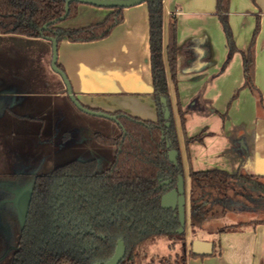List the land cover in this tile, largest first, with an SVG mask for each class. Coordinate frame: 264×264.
I'll use <instances>...</instances> for the list:
<instances>
[{
	"label": "crops",
	"instance_id": "1",
	"mask_svg": "<svg viewBox=\"0 0 264 264\" xmlns=\"http://www.w3.org/2000/svg\"><path fill=\"white\" fill-rule=\"evenodd\" d=\"M215 8L216 0L162 2L163 55L169 39V24L172 20L176 23V88L166 68L172 111L176 110L178 100L184 111L186 138L204 134L201 142L187 146L184 142L187 160H182L178 153L182 176L187 165L189 171L220 170L257 176L264 182V0H228V21L237 52L225 67L228 49ZM110 12L78 5L75 17L58 26L87 27L103 21ZM257 20L259 29L253 42L252 75L255 92H252L244 87L241 52L250 46ZM4 37L19 38L0 35V42ZM57 64L62 66L74 96L83 106L156 121L145 3L124 9L122 23L104 39L86 43L60 41ZM55 81L51 96L53 107L45 108L46 112L66 106L61 102L66 97L64 84L58 77ZM8 83V79L0 77V108L11 113ZM31 83L35 85L34 81ZM6 98L9 100L5 101ZM24 103L21 99L13 106L20 108ZM29 107L33 111L39 104L33 99ZM242 213L237 211L226 216L239 219ZM256 220L249 218L248 225L233 230L222 229L206 232L202 238L191 237L190 250L193 240L211 243L212 250L209 255L189 258L186 264H264V223H253Z\"/></svg>",
	"mask_w": 264,
	"mask_h": 264
},
{
	"label": "trees",
	"instance_id": "2",
	"mask_svg": "<svg viewBox=\"0 0 264 264\" xmlns=\"http://www.w3.org/2000/svg\"><path fill=\"white\" fill-rule=\"evenodd\" d=\"M162 2L146 0L149 26L150 71L152 96L156 108V122L131 118L122 113L118 116L121 132L117 138H102L107 145L116 148L112 163L104 172H96L94 160L66 162L53 171L52 175L38 178L32 191V204L23 230L18 229L16 248L11 253L9 264H29L34 254L39 252L40 236L49 224L53 212V201L59 188L72 184L73 192L85 202L86 214L96 216L97 232L105 234L106 241H95L98 252L110 255L115 241L122 238L127 255L121 264H137L135 249L142 243L154 239H175L183 241L184 234L176 230L179 222L170 211L160 208L162 190L158 187L159 178L170 174L182 175V167L177 157V166L168 162L166 144L179 153L177 128L168 94L166 68L171 83L176 88V23L169 24V39L163 55L162 45ZM228 0H216L215 13L224 33L228 49L223 67L237 52L228 21ZM77 3H71L66 19L75 17ZM65 0H0V35H16L30 39L56 38L71 43H86L106 38L123 21V10L112 9L105 19L87 27L70 29L51 23L40 34L41 28L63 16ZM257 20L252 41L247 50L241 52L244 68V87L255 92L253 86V42L258 33ZM164 56V57H163ZM57 67L63 71L62 66ZM64 72V71H63ZM234 94L233 98L236 97ZM161 98L166 99L170 112L165 127ZM178 123L184 134V111L176 102ZM203 133L186 138V146L191 142H201ZM97 138H100L99 136ZM163 138V140H162ZM189 224L192 230L200 229L210 220L224 218L237 211H264V182L253 175L228 174L220 170L189 172ZM105 214V225L99 226L100 215ZM264 223L256 220L253 223ZM167 225L168 228H165ZM19 228V225H18ZM235 229V228H228ZM68 238L59 239L49 247L55 248L53 255L41 251L40 264H84L81 255L72 252ZM2 244V243H1ZM0 244V246H1ZM36 249L38 251H36ZM2 250V249H1ZM56 253V254H55ZM1 256V255H0ZM38 256V255H37ZM96 255H92L91 258ZM191 250L183 251L173 261L160 264H186L189 258H196ZM90 264V263H86Z\"/></svg>",
	"mask_w": 264,
	"mask_h": 264
},
{
	"label": "rangeland",
	"instance_id": "3",
	"mask_svg": "<svg viewBox=\"0 0 264 264\" xmlns=\"http://www.w3.org/2000/svg\"><path fill=\"white\" fill-rule=\"evenodd\" d=\"M11 38L4 37L0 42V77L9 80L7 86L9 88L6 90L11 92L12 103L11 113L0 108V180L4 177L45 174L53 167L71 159L93 158L98 163V171L105 170L110 165L114 148L96 142L94 134L100 133V129H97L95 124L99 122H106L111 126L114 124L80 112L67 97L61 101L66 105L65 107H55V111L51 108L53 112H46L45 108L49 107L47 108L49 110L50 105L53 107L54 99L51 96L54 95L55 78H60L50 67L51 43L43 38L28 41H22L21 36L17 39ZM41 68H43L42 71H40ZM32 81L35 85H32ZM21 99L25 102L23 107L13 106ZM33 99L37 101L39 107L32 111L29 105ZM8 100L6 98L5 101ZM57 113L59 115L54 118L53 115ZM173 115L177 128L179 154L185 161L187 160L185 137L178 123L175 109ZM52 131L54 133L51 135L52 141L49 139L48 142L46 136ZM112 131L115 129L113 128ZM109 132L107 134L111 135ZM116 135L117 130L113 136ZM189 172V167L186 165L183 174L185 196L183 241L175 239L169 241L164 238L145 241L136 249L137 264H160L167 260L173 261L184 250H189L191 237L202 238L206 232L243 227L248 225L249 218L264 220V211H240L244 213L239 219L229 215L224 219L207 221L200 229L192 230L189 224ZM5 187L6 185L2 186L1 183V188ZM11 190V199L20 222V200L23 197L26 199L27 194L23 192L27 190L22 192L19 187ZM3 194L4 192H0V200L6 199ZM67 209L60 206L44 236L46 239L66 235L74 224L81 225L82 219L79 216L78 219L73 218L70 210ZM12 216H15L14 212ZM13 227L16 232L17 227L15 225ZM1 264H5V261Z\"/></svg>",
	"mask_w": 264,
	"mask_h": 264
},
{
	"label": "flooded vegetation",
	"instance_id": "4",
	"mask_svg": "<svg viewBox=\"0 0 264 264\" xmlns=\"http://www.w3.org/2000/svg\"><path fill=\"white\" fill-rule=\"evenodd\" d=\"M50 67H51V60H50ZM64 88H65V86H64ZM65 95L69 99V97L67 96V93H66V89H65ZM69 101H70V99H69ZM72 105H73V103H72ZM84 107H86V106H84ZM86 108L91 109L89 107H86ZM92 110H96V109H92ZM96 111H100V110H96ZM101 112H103V111H101ZM105 113H107V112H105ZM114 113H122V112L108 113V114L113 115L117 118V122L107 120V121L112 122L114 124V126H111L110 124H108L106 122H99V123H97V125L95 124L97 129L98 128L100 129L99 130L100 133L94 134V139L96 140L97 143L105 145V146H111V145H107L106 143H104L102 138L113 139V138H117L119 136V134L121 132L120 131L121 127H120V123L118 120V116L114 115ZM122 114H125V113H122ZM125 115H127V114H125ZM129 117H131V116H129ZM156 117H157V114H156ZM131 118H133V117H131ZM100 119H102V118H100ZM104 120H106V119H104ZM166 122H168V121H165V123ZM113 128L115 129V131L117 130L116 136H113V134L115 133V131H112ZM108 131H110V132L112 131L111 135L107 134ZM52 134H54L53 131L50 135L46 136V139L48 140V142H49V139H50V141H52L51 140ZM98 136L100 138H97ZM162 140H163V138H162ZM167 144H169V143H167ZM167 144H166V147H167ZM112 147L114 148V153H113V157H114L116 148L114 146H112ZM169 150H171L170 144H169L168 151ZM113 157L111 159L110 165L112 163ZM177 157H178V153H177ZM177 157H176V161H177ZM72 160H79V159H71L69 161H72ZM88 160H94L95 161L96 172H104L106 169H108L110 167V165H109L105 170L98 171V163H97L96 159L90 158V159L79 160V161H88ZM69 161H67V162H69ZM64 163H66V162H64ZM64 163H62V164H64ZM62 164H59V165L53 167L50 171H48L45 174L19 175V176H12L10 178L4 177V179L0 180V192H4L3 195L6 196V199L0 200V244L2 243L0 246V255H1L0 256V264L3 261H5V264H9V262L11 260V253L16 248L15 244H16L18 237L20 236L18 229L23 230V227H24V225L28 219L30 206L33 202L32 201V191H33L34 183L40 177L52 175L55 168H57L58 166H60ZM176 166H177V163H176ZM172 172H173L172 170H169L170 174L165 175L162 178H159L158 187L163 191L162 195H164V194L170 192L172 189L176 188L177 176H179L180 174H176L175 178H172L171 177ZM180 176H182V175H180ZM182 178H183V176H182ZM1 183H2V186L6 185L5 188H7V190H5V188H1ZM18 187L22 189V192L27 190L26 192H23V193L27 194L26 199H24V197H23L20 200V210H21V211L19 210L21 213V221L20 222L17 219V213H16L15 208H14V202L11 199V195H10V192L12 191L11 189L12 188L17 189ZM23 195H25V194H23ZM51 205H53V212H52V215L50 217V221H49L48 226L46 227V229L44 230V232L40 236V246H38L39 252L34 254V258L30 261L29 264H40L39 263V261H40L39 257L41 255V251H49V254L53 255L55 252V248L49 247V245H52L57 240L64 239V238L69 239V241H70V243L68 244L69 249L72 252H75L76 254L81 255L83 258L84 264H86V263L105 264L112 257V255L115 251V248H116V244L119 240H121L124 244L125 257H126V255H127L126 245H125L122 238H118L115 241L114 248H113V250L109 256L106 255L105 252H101V251L98 252V247H97L95 241L98 240L100 242H105L107 237L105 236V234H102L101 232H97L96 226H98V225L96 223V218H95L96 216H89L86 214L85 209L88 206V203L85 202V200H83L79 195H76L73 192V185L72 184L63 185L62 188H59L56 195H55V200L53 201V204H51ZM61 205H62V207L68 208L67 210H70V215L73 218L78 219V216H79L80 219H82L81 225L74 224L71 228H69V231L66 235H61V236H57V237L55 236L54 238L46 239L44 236H45L46 232H48V228L51 226L52 221L54 219V216L57 214L58 209L60 208ZM164 210L170 211L172 213V216L177 219V217H176L177 208H175L174 210H172V209H164ZM13 212H14L15 216H12ZM107 219L108 218H106V215L101 213L100 218L98 219L99 220V223H98L99 226L105 225ZM71 221H72V219H71ZM13 225H15V227H17L16 232L14 231ZM18 225H19V228H18ZM165 228H168L167 225L165 226ZM136 249H135V252H136ZM38 250L36 249V251H38ZM92 255H96V256L91 258ZM121 262L119 264H121Z\"/></svg>",
	"mask_w": 264,
	"mask_h": 264
},
{
	"label": "water",
	"instance_id": "5",
	"mask_svg": "<svg viewBox=\"0 0 264 264\" xmlns=\"http://www.w3.org/2000/svg\"><path fill=\"white\" fill-rule=\"evenodd\" d=\"M146 0H65V13L63 16L59 17L58 19L54 20L53 22L45 24L39 33L41 34L43 30H46L49 24L57 23V22H64L67 17L69 5L71 3H77L79 5H87L96 8H103V9H115L121 8L126 9L130 7H134L140 4L145 3ZM51 43V69L54 73H56L62 80L67 96L69 97L70 101L73 105L82 113L96 117L102 118L106 120H110L113 122H117V118L113 115H110L105 112L96 111L92 109H88L82 106L78 100L75 98L72 92V88L70 83L65 75V73L57 67V39L56 38H46ZM160 102L163 106V119L168 121L170 117V112L167 108L166 99L161 98ZM170 126L169 122L165 123V127L168 128ZM167 148H169V144H167ZM176 157L177 151L176 150H169L167 153L168 161L176 166ZM160 208L161 209H172L174 210L177 208V220L179 222V227L176 230L178 234H181L184 229L185 225V196H184V184L182 176H177V184L176 188L172 189L170 192L164 194L160 198ZM212 250V244L208 242H202L199 240H193L191 242V252L196 256H205L209 255ZM125 257V248L124 244L121 240H119L116 244L115 251L112 257L105 263V264H119Z\"/></svg>",
	"mask_w": 264,
	"mask_h": 264
}]
</instances>
